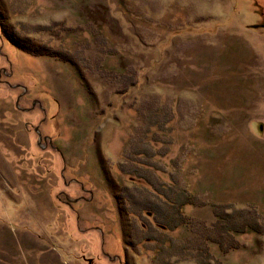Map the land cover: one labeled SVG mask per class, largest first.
<instances>
[{"label":"rangeland","instance_id":"374dc122","mask_svg":"<svg viewBox=\"0 0 264 264\" xmlns=\"http://www.w3.org/2000/svg\"><path fill=\"white\" fill-rule=\"evenodd\" d=\"M0 264H264V0H0Z\"/></svg>","mask_w":264,"mask_h":264},{"label":"trees","instance_id":"16d2710c","mask_svg":"<svg viewBox=\"0 0 264 264\" xmlns=\"http://www.w3.org/2000/svg\"><path fill=\"white\" fill-rule=\"evenodd\" d=\"M225 208H226V206H225ZM226 215H227V214H226L225 211H224V215H223V217H226ZM251 228L254 229V230H256L254 227H251ZM237 230H238V231H241V232H245V231H246V228H245V226H244V227H241V228H236V227H235V228L233 229V231H237ZM228 231H230V230H228Z\"/></svg>","mask_w":264,"mask_h":264}]
</instances>
